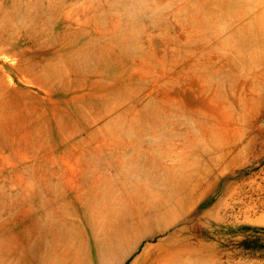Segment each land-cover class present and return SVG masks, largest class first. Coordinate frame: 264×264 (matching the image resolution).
<instances>
[{
    "label": "rangeland",
    "instance_id": "rangeland-1",
    "mask_svg": "<svg viewBox=\"0 0 264 264\" xmlns=\"http://www.w3.org/2000/svg\"><path fill=\"white\" fill-rule=\"evenodd\" d=\"M0 264H264V0H0Z\"/></svg>",
    "mask_w": 264,
    "mask_h": 264
}]
</instances>
